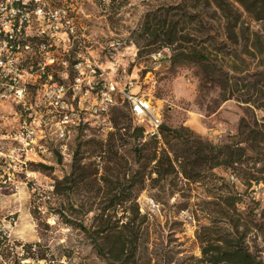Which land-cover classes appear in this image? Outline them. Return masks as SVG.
I'll use <instances>...</instances> for the list:
<instances>
[{
	"label": "rangeland",
	"instance_id": "1",
	"mask_svg": "<svg viewBox=\"0 0 264 264\" xmlns=\"http://www.w3.org/2000/svg\"><path fill=\"white\" fill-rule=\"evenodd\" d=\"M44 1L77 9L97 60L116 78H134L135 88L160 108L162 123L185 124L192 139L204 142H230L240 131L247 138L241 143L246 161L236 168L198 163L197 174L187 178L175 163L157 162L168 145L161 134H133L135 123L120 100L108 120L73 128L71 158L62 160L53 144L41 142L40 148L38 141L15 137L19 114L0 100V227L11 240L39 242L45 256L24 261L207 264L200 260L202 245L231 230L224 198L237 193L236 211L229 210L264 264V0H243L251 11L225 0L224 12L214 0ZM169 4H179L169 18L191 35L184 44L216 56L219 65L211 73L193 61L175 62L174 50L160 41L149 43L144 23L157 20ZM187 10L196 15L192 20ZM221 73L228 79L223 87L217 84ZM242 171L262 179L248 187ZM80 222L89 230L126 223L136 234L127 261L100 255Z\"/></svg>",
	"mask_w": 264,
	"mask_h": 264
},
{
	"label": "built area",
	"instance_id": "2",
	"mask_svg": "<svg viewBox=\"0 0 264 264\" xmlns=\"http://www.w3.org/2000/svg\"><path fill=\"white\" fill-rule=\"evenodd\" d=\"M74 11L44 0H0V100L19 114L14 136L40 148L53 144L69 160L73 128L108 120L119 100L144 138L159 136L162 113L152 96L102 66Z\"/></svg>",
	"mask_w": 264,
	"mask_h": 264
},
{
	"label": "trees",
	"instance_id": "3",
	"mask_svg": "<svg viewBox=\"0 0 264 264\" xmlns=\"http://www.w3.org/2000/svg\"><path fill=\"white\" fill-rule=\"evenodd\" d=\"M214 1L222 12L228 10L225 0ZM238 1L245 5L248 11H251V8L243 0ZM176 7H179V4L163 5L161 6L162 16L154 22L149 21V18H147L143 30L153 39L149 43L160 41V46H168L174 50L172 56L175 62L193 61L198 63L203 71L211 73L216 69L214 67L219 65L216 56L184 44L191 39L189 31L185 30V24L180 25L177 20L169 18L171 9ZM255 15L256 18H260L257 14ZM187 16L189 20H192L196 15L188 11ZM137 44L140 45L139 41ZM204 77H207V75ZM213 77L214 75L210 76L211 79H215ZM217 84L223 87L228 84V79L225 76L218 77ZM226 98L227 96L224 97V100ZM142 130V126L135 124L133 134L142 135ZM188 132H193V130L185 124L170 126L161 123L160 134L168 148L173 150L174 156L169 155L170 150L167 146L163 147L157 157V162L162 163L166 160L171 165L175 163L179 172L185 177L191 178L197 174L194 166L198 163H205L209 169H212L219 165L236 168L246 161L244 157L246 144L242 145L241 143H246L247 138L244 135L239 137L240 131L235 135L237 137L235 140L221 143L192 139ZM173 140L182 142L185 146L173 148ZM191 153H194L195 156L190 157ZM154 155L156 154H153V159L156 158ZM258 171L262 172V170ZM242 174L245 179L244 183L248 187L259 183L262 179L260 176H254L250 171H242ZM236 197L237 193L226 194L224 201L227 208L222 211L231 223V230H227L225 234H220L217 238L206 239V244L202 245L200 260L207 264H261V261L249 250L245 243V232L239 230L238 219L231 215L229 210L236 211ZM79 225L86 229L88 235L92 237L93 245L100 255L120 262L127 261L129 256L127 251L130 249L136 234L132 230L126 229V223H121L116 230L109 228L89 230L82 222ZM38 246L39 242L11 240L7 232L0 227V264H27L24 261L25 259L45 258L39 251Z\"/></svg>",
	"mask_w": 264,
	"mask_h": 264
}]
</instances>
